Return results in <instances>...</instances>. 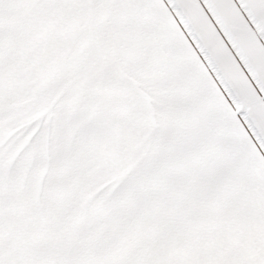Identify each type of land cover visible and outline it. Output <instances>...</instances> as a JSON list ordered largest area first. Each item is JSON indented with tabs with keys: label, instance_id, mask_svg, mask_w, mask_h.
<instances>
[{
	"label": "snow or ice",
	"instance_id": "6c2138e0",
	"mask_svg": "<svg viewBox=\"0 0 264 264\" xmlns=\"http://www.w3.org/2000/svg\"><path fill=\"white\" fill-rule=\"evenodd\" d=\"M0 264H264V0H0Z\"/></svg>",
	"mask_w": 264,
	"mask_h": 264
}]
</instances>
